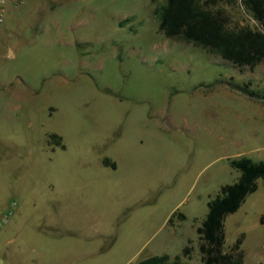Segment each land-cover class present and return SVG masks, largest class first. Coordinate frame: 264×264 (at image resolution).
Segmentation results:
<instances>
[{"label":"rangeland","instance_id":"1","mask_svg":"<svg viewBox=\"0 0 264 264\" xmlns=\"http://www.w3.org/2000/svg\"><path fill=\"white\" fill-rule=\"evenodd\" d=\"M14 3L0 24V208L23 213L16 240L0 236V264H50L65 229L77 248L103 246L91 264H123L144 243L143 256L202 264L196 228L239 176L229 160L264 161V61L240 68L166 37L149 0ZM218 7L228 27L263 30L242 0ZM247 82L257 96L236 86ZM261 214L258 178L224 219L242 264L264 260Z\"/></svg>","mask_w":264,"mask_h":264},{"label":"trees","instance_id":"2","mask_svg":"<svg viewBox=\"0 0 264 264\" xmlns=\"http://www.w3.org/2000/svg\"><path fill=\"white\" fill-rule=\"evenodd\" d=\"M149 1L154 4L153 13L158 27L166 37L198 45L240 68L264 61V0H242L244 8L262 24V31L228 27L218 7V0ZM249 85L247 82L236 86L251 97L257 96L253 89L247 88ZM104 162L109 163L107 159ZM229 163L239 171L238 178L222 185L219 192L207 201V213L196 228L202 264L243 263L239 239L228 250L224 247V219L239 208L248 194L255 191L258 178L264 182V161L240 157L230 159ZM110 164L115 166L114 162ZM260 222L264 223V214L260 215ZM189 250L190 247L185 245L182 254L188 255ZM133 264L186 263L180 259V255L171 258L169 254L162 253L141 258Z\"/></svg>","mask_w":264,"mask_h":264},{"label":"crops","instance_id":"3","mask_svg":"<svg viewBox=\"0 0 264 264\" xmlns=\"http://www.w3.org/2000/svg\"><path fill=\"white\" fill-rule=\"evenodd\" d=\"M245 201V199H244ZM243 201V202H244ZM243 202L241 203V205L239 206V208L242 206ZM7 206H4L3 208H5ZM238 208V209H239ZM237 209V210H238ZM236 210V211H237ZM177 211H171L167 214L166 217H164L162 223L160 226L167 224L169 218H171V216ZM22 213H23V209L16 203L13 213L11 214V216L9 217V220L5 223V225L0 229V236L3 237L4 239H6L5 241L10 243L14 240H16V233L17 229L21 227L20 223L22 221L21 217H22ZM180 214H182L183 216V220L186 219V215L182 212H180ZM262 215V214H261ZM21 220V221H20ZM198 220L197 217L192 218V222ZM202 221V220H201ZM114 230H110L109 233H105V235H113L114 234ZM65 231L66 233H63L62 235L57 234V235H52V237H50L52 239L53 243V253L51 254L53 256V261L50 262V264H91L90 258L92 255H97L100 253L104 252V248H102L103 246H97L96 249H91V248H86L85 244H80L79 247L77 248L76 246V239H75V235L72 234V232H69V229H65L62 230ZM21 234V231L19 232V235ZM115 237V236H114ZM33 237L30 240L34 241ZM170 235H168L167 237H165L163 240L159 241L158 246H164V244L168 243L170 240ZM191 238V236H187L186 237V243L187 241H189V239ZM25 241H27L25 239V237H21V246L22 243H25ZM114 243V242H113ZM111 246H109V249L113 248V244ZM185 246V245H184ZM183 246V247H184ZM111 247V248H110ZM142 248V249H141ZM138 251L135 254H127V258L126 260L123 262V264H133L134 262L138 261L139 259L150 256H143V254H145L144 252L146 251V247H145V243L142 245ZM142 250V251H141ZM140 251V252H139ZM31 253H32V260L34 261V259H41L42 258V254L39 252V250L37 249V247H33L31 248ZM137 254V255H136ZM113 253L107 254V260H111L113 258ZM103 264V260L101 261ZM35 264V262H33Z\"/></svg>","mask_w":264,"mask_h":264},{"label":"built area","instance_id":"4","mask_svg":"<svg viewBox=\"0 0 264 264\" xmlns=\"http://www.w3.org/2000/svg\"><path fill=\"white\" fill-rule=\"evenodd\" d=\"M20 3L22 0H0V24L3 23L6 14V5L9 2ZM16 205L15 201H12L10 205L5 208H0V229L9 220V217L13 213L14 207ZM257 264H264V260L259 261Z\"/></svg>","mask_w":264,"mask_h":264}]
</instances>
